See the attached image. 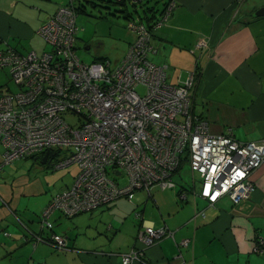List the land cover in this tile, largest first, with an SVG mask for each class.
I'll list each match as a JSON object with an SVG mask.
<instances>
[{"label":"built area","instance_id":"built-area-1","mask_svg":"<svg viewBox=\"0 0 264 264\" xmlns=\"http://www.w3.org/2000/svg\"><path fill=\"white\" fill-rule=\"evenodd\" d=\"M174 5L167 4L152 30L167 21ZM127 27L135 39L117 63L80 59L79 27L69 5H59L37 29L48 50L0 49V67H8L17 85L15 91L0 93L4 163L48 150L51 157L58 154L48 157L53 168L77 165L71 183L43 208L41 228H52L49 217L54 211L73 216L120 196L130 197L136 188H173L172 176L185 163L192 178L195 172L200 178L193 196L210 203L225 195L238 204L254 190L251 174L264 162V139L243 142L230 131L211 133L206 121L192 113L194 71L175 84L169 82L167 65L149 58L156 51L151 30L136 23ZM204 45L202 40L198 43ZM137 86L144 88L143 93ZM67 113L76 117V125L65 118ZM121 176L127 179L124 184L119 183ZM179 196L184 199V191ZM136 215L142 218L141 213ZM30 236L47 240L58 250L69 247L66 237L55 232L50 239ZM162 236L173 238V231L144 224L135 244L119 254L122 264H150L144 260L145 249ZM191 242L183 238L178 244ZM255 250L264 251V241L258 240Z\"/></svg>","mask_w":264,"mask_h":264},{"label":"crops","instance_id":"crops-1","mask_svg":"<svg viewBox=\"0 0 264 264\" xmlns=\"http://www.w3.org/2000/svg\"><path fill=\"white\" fill-rule=\"evenodd\" d=\"M62 1L0 0V49L18 50L21 46L22 53L48 50L37 29L64 4ZM262 6L264 0H176L165 24L153 30L151 36L156 51L149 58L167 65L169 82L177 83L188 69L194 71L199 65L200 78L191 91L193 114L206 121L211 133L230 131L243 142L264 139V16L252 15ZM197 39L205 45L190 52ZM99 57L102 56L96 54L93 59ZM3 152L0 142V264H122L119 254L127 252L135 239L121 236L125 223L117 217L121 212L136 209L141 210L142 216L144 205L139 208L131 200L138 191H146L151 198L155 186L148 191L133 190L128 198L120 196L101 205L110 209L112 220L88 224L89 234L70 236L56 229L63 226L60 221L59 224L52 221V231L64 235L69 245L58 250L51 242L28 235L14 214L33 233L49 235L52 231L41 230L37 223L43 210L39 208L68 186L75 173L69 183L49 194L48 178L23 179L12 171L14 166L7 165L13 161L4 163ZM43 156L37 154L15 161L19 166L27 158L45 164ZM251 180L254 190L238 204L225 195L210 203L193 196V190H185L182 199L179 188L175 192L157 188L156 200L154 197L152 200L162 209L156 208L151 217L138 220L137 232L144 224L165 226L173 231L174 237L162 236L146 247L145 257L150 264H264V251L255 250L257 241H264V162L252 172ZM26 195L37 197L22 201ZM191 198L193 204L189 203ZM164 199L170 200L169 207L163 206ZM99 207L90 212L101 210ZM55 212L58 211L50 218ZM62 215L58 212L54 220ZM183 238H190L191 244L179 245Z\"/></svg>","mask_w":264,"mask_h":264},{"label":"rangeland","instance_id":"rangeland-1","mask_svg":"<svg viewBox=\"0 0 264 264\" xmlns=\"http://www.w3.org/2000/svg\"><path fill=\"white\" fill-rule=\"evenodd\" d=\"M68 0H63L62 3L67 2ZM76 3V1H75ZM131 8V7H130ZM113 8H111L112 11ZM132 9V8H131ZM77 25L79 26V31L77 32V40H76V53L80 57V59L84 63H90L94 59L93 57L96 54L101 55L102 57H107L112 61V63H117L121 60L123 54L127 51L129 47V41L134 42V34L131 33L129 28L127 27V19L123 17V15H112L106 12L105 8H101L99 11L98 8H93L87 6L86 12L80 11L77 15ZM201 40L197 39L195 43L190 48V52H193L197 49L198 43ZM41 43V41H40ZM86 46H90V49H86ZM26 47V46H25ZM21 49V46L18 47ZM48 48H50L48 46ZM18 49V50H19ZM26 50V49H24ZM20 51V50H19ZM98 51V52H97ZM23 52V50H22ZM101 53V54H100ZM194 60L190 62L193 63ZM186 71V70H185ZM193 69H188L185 72L184 77H186ZM8 89L15 91L17 89V85L14 80L11 78L8 72V67H0V92L7 91ZM137 90L140 93H143L144 88L142 86H137ZM65 118L70 121V123L76 125L77 120L76 117L72 114H65ZM61 155L64 153L62 151H58ZM19 159V158H18ZM17 159V160H18ZM16 160V159H15ZM13 161L12 163L7 164L8 166H14L12 171H17L18 176L21 175L23 179L27 177L37 176L45 180L48 178V193L50 194L59 189L61 186H65V183H69L71 181L72 176L74 173L77 172V165L71 164L69 166L63 168H53L52 165L48 166L47 164H41L39 161H32L30 158L23 159L25 164L23 166L18 165V161ZM43 166H47L46 168ZM172 179L175 181L176 186L173 188H168L166 192H175L180 186L187 191H191L193 188L194 190H198L199 188V174L195 172L194 178H192L190 167L187 163H185L179 171L173 174ZM194 179V180H193ZM126 177L122 176L119 178V183L124 184L126 182ZM194 181V182H193ZM153 188V187H152ZM157 188L151 190L152 197H147L146 191H138L134 198H132L131 202L133 205H138L139 208L143 207L142 218L145 220L151 217V213L156 212L157 209H162L161 206L157 205V202H153V197H155V190ZM140 189V188H136ZM134 189V190H136ZM170 189V190H169ZM146 190V189H145ZM61 191V190H58ZM192 194V193H191ZM29 197H37V196H23L22 201H27ZM126 197V196H122ZM128 198V197H127ZM165 204L163 206L169 207L171 202L169 199H164ZM189 203L193 204L192 198L189 199ZM48 204V203H47ZM40 207V204H38ZM45 206L39 208L41 211ZM99 208H102L100 206ZM137 213H141L140 209H136L133 212H121L117 217L120 221L125 223V230H122L121 236H130L134 240L137 235V228H138V220ZM56 212L54 213V215ZM52 215L49 219L53 221L55 224L60 221L63 226H57V230H63V232H67L70 236L77 235H84L89 234L87 231V225H97L99 221L103 223L112 220V214L110 213V209L106 207L102 208L101 210H93V211H85L81 212L77 215L72 217H65L62 215L57 220H54V216ZM16 220L20 223V225L26 230V232L30 233L31 231L29 228L21 221L19 218L16 217ZM78 218H80L79 221ZM39 224V220H37ZM59 224V222H58ZM110 235V234H109ZM135 242V240H134ZM116 252V251H114Z\"/></svg>","mask_w":264,"mask_h":264},{"label":"trees","instance_id":"trees-1","mask_svg":"<svg viewBox=\"0 0 264 264\" xmlns=\"http://www.w3.org/2000/svg\"><path fill=\"white\" fill-rule=\"evenodd\" d=\"M75 1H76V3H75ZM171 1H174L175 5H176V0H68L66 3L60 4V5H69L74 10V12L76 13V20H77V15L80 11L86 12L87 6H90L93 8H98L99 11H101V8H105L106 12L108 14H112V15H120L121 14V15H123V17H125L127 19V21H126L127 25L129 23H136L138 25L143 24L149 30H151V35H152L153 24H155L158 20L162 19L165 7ZM175 5H174V8H175ZM111 8H113L112 11H111ZM78 31H79V28H78ZM76 40H77V36H76ZM102 59H104V57L98 58V60H102ZM198 70H199V65L194 69V74L196 76L195 77L196 82L200 78ZM192 113H193V111H192ZM57 156H58V154L56 156L55 155L52 156L51 158H53V157L55 158ZM49 158L46 160L45 164L50 162L49 164L52 165V161ZM155 187H157V186H155ZM181 191H185L183 186L179 187L178 195L180 194ZM40 229L44 230L45 228L40 227ZM46 230H48V229H46ZM50 231H52V228L50 229ZM35 235H40L43 238L46 237L47 239H50L51 233L47 236H44L41 234V232H39V233L35 232ZM144 260L149 262L147 257H145Z\"/></svg>","mask_w":264,"mask_h":264},{"label":"water","instance_id":"water-1","mask_svg":"<svg viewBox=\"0 0 264 264\" xmlns=\"http://www.w3.org/2000/svg\"><path fill=\"white\" fill-rule=\"evenodd\" d=\"M254 17L256 16H264V6H262V7H260V8H258L257 10H255L254 12H253V14H252ZM50 156V154H49V151L48 150H46L45 152H44V156H43V162H45L47 159H48V157ZM51 157V156H50ZM29 234V233H28ZM31 234H35V233H33L32 231L30 232V234L29 235H31Z\"/></svg>","mask_w":264,"mask_h":264},{"label":"bare ground","instance_id":"bare-ground-1","mask_svg":"<svg viewBox=\"0 0 264 264\" xmlns=\"http://www.w3.org/2000/svg\"><path fill=\"white\" fill-rule=\"evenodd\" d=\"M196 77V76H195ZM252 181V180H251ZM253 183V182H252Z\"/></svg>","mask_w":264,"mask_h":264}]
</instances>
